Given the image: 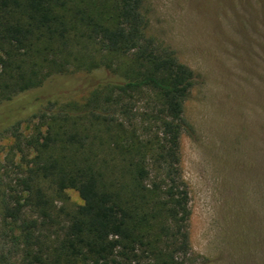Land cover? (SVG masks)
Here are the masks:
<instances>
[{
	"label": "trees",
	"instance_id": "obj_1",
	"mask_svg": "<svg viewBox=\"0 0 264 264\" xmlns=\"http://www.w3.org/2000/svg\"><path fill=\"white\" fill-rule=\"evenodd\" d=\"M148 27L144 0H0V135L23 154L0 176V264H195L181 160L195 73ZM78 72L99 74L84 101L9 109ZM71 189L82 203L58 206Z\"/></svg>",
	"mask_w": 264,
	"mask_h": 264
},
{
	"label": "rangeland",
	"instance_id": "obj_2",
	"mask_svg": "<svg viewBox=\"0 0 264 264\" xmlns=\"http://www.w3.org/2000/svg\"><path fill=\"white\" fill-rule=\"evenodd\" d=\"M144 12L148 35L195 73L181 140L192 259L264 264V0H144ZM98 77H58L20 94L9 109L27 116L49 99L82 102ZM31 126L24 121L20 130L28 135ZM22 157L14 136L0 135L4 187ZM66 194L58 206L82 203L77 191Z\"/></svg>",
	"mask_w": 264,
	"mask_h": 264
}]
</instances>
